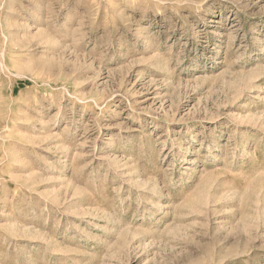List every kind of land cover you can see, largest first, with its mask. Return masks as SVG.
<instances>
[{
	"label": "rangeland",
	"instance_id": "1",
	"mask_svg": "<svg viewBox=\"0 0 264 264\" xmlns=\"http://www.w3.org/2000/svg\"><path fill=\"white\" fill-rule=\"evenodd\" d=\"M0 264H264V0H0Z\"/></svg>",
	"mask_w": 264,
	"mask_h": 264
}]
</instances>
